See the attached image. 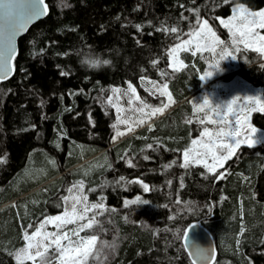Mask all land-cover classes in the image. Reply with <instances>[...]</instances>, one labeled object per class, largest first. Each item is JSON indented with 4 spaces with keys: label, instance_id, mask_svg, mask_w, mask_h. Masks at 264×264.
Here are the masks:
<instances>
[{
    "label": "trees",
    "instance_id": "trees-1",
    "mask_svg": "<svg viewBox=\"0 0 264 264\" xmlns=\"http://www.w3.org/2000/svg\"><path fill=\"white\" fill-rule=\"evenodd\" d=\"M46 2L48 14L18 40L13 75L0 81V205L14 201L0 210V264H34L16 255L26 245L24 234L43 213L62 211V197L73 185L78 192L81 182L88 204L103 208L87 212L85 220L96 219L84 233L97 239L79 264H195L183 244L195 222L217 242L210 264H264V143L233 154L214 172L178 162L183 147L202 130L186 121L185 101L200 86L191 61L201 69L204 62L183 56L187 68L169 84L176 103L146 120L155 119L151 130L143 127L115 141L116 116L108 100L114 86L124 91L131 82L144 103L157 102L140 78L164 82L169 48L204 18L230 46L236 73L264 97V56L240 43L233 46L217 20L235 3L257 10L264 0ZM98 56L114 68L81 67V58ZM251 123L264 130V112L254 111ZM27 170L44 173L11 191ZM42 189L37 205L21 206ZM137 197L148 203L125 207V200Z\"/></svg>",
    "mask_w": 264,
    "mask_h": 264
},
{
    "label": "rangeland",
    "instance_id": "rangeland-1",
    "mask_svg": "<svg viewBox=\"0 0 264 264\" xmlns=\"http://www.w3.org/2000/svg\"><path fill=\"white\" fill-rule=\"evenodd\" d=\"M241 5L243 6V9H246L247 12L250 13L264 11V6L260 9L252 10L249 9L245 4L238 2L232 5L231 12L229 15L224 17L219 16L217 20L220 26H222V28L225 29L231 43H233V39H234L233 32H237V29L234 26L238 24V20L232 18L239 17L240 9H238V6ZM256 19L258 20L259 18L257 17ZM221 20L225 21V23H228L229 27H225V25L221 23ZM205 21H207V27L211 28V30L215 32L216 36L219 37V39L224 42L222 33L221 32L219 33L211 25L209 20L204 18L198 23L195 29H193L190 33H188L185 37H183L179 42L171 46L168 50L169 51L168 67L170 68V70L168 69L165 72L166 75L165 81L158 82L146 77L140 78V83L143 86V88L146 90V92L150 95L151 98L153 99L155 98L157 100V102L151 101L152 103H146L151 107L144 108L143 112L137 111V109L143 108V105L140 103V101L142 100L136 99L137 96L140 98V94L137 90V87L131 82L127 83V88L124 91L120 87L114 86L113 89H119L120 91L113 92L112 89V93L111 95H109V97H112L110 104L112 105L116 116L115 125H117V127L114 128L115 141H118L122 139V137H125L127 135L136 134L135 132L140 128L143 127H146L148 129L153 128L154 123L152 122V120L151 121H146V120L150 116L155 114L157 115V117L163 115L166 111L171 109L174 103H176L175 96L173 95L169 87L170 80L176 78V76L180 74V72H183L185 70L184 68H187L184 60L185 58H183V56L188 57L187 54H192L193 52H195L196 55L192 54L193 57L196 56V58H198L200 62H204L205 67L201 69L200 66L198 65V62L193 60L191 61V66L196 71V76L198 77L200 86L195 92H193L190 96L186 98L185 102H187L188 105H190V111L188 112L189 114L188 117L185 119L187 122L191 121L192 123L193 121L199 123V125L202 127V130L198 136L192 139L198 141L196 145H193L191 141L189 145L183 147L181 153L179 154L178 162L179 163L185 162V157H184L185 150H190V157H189L190 159L193 157L199 158V154L206 151V149L203 147V144L208 143V135L205 134V136L203 137L201 136V133L204 132L206 128L209 130V132L213 134L221 127H224L225 131L227 132L229 131V129L225 127V125L231 123L233 128L236 129L237 132L239 133V138L242 141H245L239 144L238 147H235L234 151L231 153L229 151L214 148L213 151L218 157H220V159L214 163L211 154L207 155L204 158L206 159L207 164L212 166L213 168V170L210 172H214L218 168H221L232 157L233 154L240 153L244 151V149L247 147H253L256 146L257 144L264 143V130L258 128L257 126L251 123V114L254 111L264 112V97L262 96L259 88L249 85L247 82L242 80L240 76L236 73L238 71L236 58L233 59L232 57H227L224 60H220L219 53L221 51L222 46L215 44L214 38L211 37L210 34L207 39H202L196 35L198 31H201V25ZM230 27L233 29V31L229 30ZM256 31L259 33L260 36H264V29L256 28ZM185 41H190V42L185 44L184 43ZM240 44L244 45L243 43ZM177 45H181V47L177 48ZM248 45L249 48L258 50L264 56V42H261L258 38H256L254 40H250L248 42ZM224 46H227V50L231 52L230 46H228L225 42H224ZM212 49H214L215 51H213ZM232 54L234 55V53ZM217 61H219L218 70L215 68V62ZM206 72H212L213 74L210 77H205ZM165 84L167 85L166 92L170 94V99L168 95L160 96L159 92L156 91L157 88L164 90L163 85ZM129 85H131L132 89H135L134 93L131 91V89H129ZM125 92H127L128 94L124 95ZM153 92H155L156 94L152 95L151 93ZM248 96H253L255 97V99L254 100L244 99L245 97ZM237 97H239V99H235ZM129 99L132 100L131 105L128 103ZM205 99L209 101L208 105L204 104ZM234 99H235V103L232 104L231 109H229L228 107H222L218 110L221 118L218 120L216 106L227 105L229 102L233 101ZM164 104H168V107L164 108L163 107ZM156 108H163V111L156 112L155 114H153V109ZM118 109L120 111H118ZM118 116L121 120L127 121V123H118L117 122ZM213 120H217L218 122L211 123V121ZM141 121H143V123H141ZM201 121H203V123H201ZM252 128L258 130L255 136L256 138H258L259 143L249 146V144L246 141L251 138ZM117 132L122 133V135H117ZM231 142H232L231 138L216 141L217 144L220 143L229 144ZM225 156L227 157V159H224ZM199 164H202L204 166V163H199ZM42 171H36V172L32 170L25 171L22 174V176L19 177L18 180L20 181L10 186L11 191H17L23 186L38 180V178H40V176L44 173ZM41 191H45V190L44 189L39 190L37 191L38 195L28 196L26 199L22 200L20 202L21 206L27 204L30 201L31 203H36L35 198L39 197ZM77 191L79 193L72 191L68 195L69 200L65 202L64 209L62 211L53 214L43 213L40 217H38L35 220L36 228L31 232H27V235L31 238L32 243H36L37 241L41 240L45 233L58 231L57 223L59 222H55V223H44V222L46 218L49 216L63 217L65 213V208H67L68 212L71 213L72 211L71 205L72 203L75 202L74 199L75 197H80L81 200V204L77 205V213L83 212V207L81 205L87 206L89 209H91V206L88 204V202L83 200V197H86L83 191L81 189ZM11 204H14L13 200L5 202L3 205H0V210H3L4 208H6ZM37 204L38 203H36L35 205ZM85 215L87 216V213ZM90 220H92V218L84 221H77L75 224L61 225L59 232L61 234L64 232H69L70 234L71 230L77 229L80 224L88 223ZM42 223H43V227H41ZM38 228L40 229L39 234L37 236H32V233L35 232ZM80 236L86 237V236H95V235H85L84 231H82L80 232ZM24 238H25V234H24ZM75 239L76 238L73 237V240ZM25 241H26V245H28L30 242L29 240L26 239ZM44 243L47 244L48 241L45 240ZM61 243L63 245H67V241H61ZM215 243L217 249L216 240ZM26 245H24L23 248H25ZM54 247L55 246H53V248ZM73 247L75 248L76 245H73ZM93 247L94 246L91 247V250ZM41 251H43V249H41ZM81 251H83V249H81ZM29 252H31L34 255L35 249H29ZM77 254L78 253L76 251H70L65 253V255L61 257V259L59 260L56 259V257H54V264H62V262L63 264H71V258L77 256ZM56 256H59V253H57ZM21 258L23 257L21 256ZM82 260H80L79 263Z\"/></svg>",
    "mask_w": 264,
    "mask_h": 264
},
{
    "label": "snow or ice",
    "instance_id": "snow-or-ice-1",
    "mask_svg": "<svg viewBox=\"0 0 264 264\" xmlns=\"http://www.w3.org/2000/svg\"><path fill=\"white\" fill-rule=\"evenodd\" d=\"M43 0H31V2L27 5L18 4L15 2V0H0V80H3L7 78V76L11 73V61L15 55V38L16 36L24 30L27 23H29L32 19H35L39 17L42 14V8L40 5H42ZM238 9H240V15L239 17H234L232 19H237L238 24H236L234 27H236L237 32H233V46H235L238 42L243 43L245 47L247 48L248 42L250 40H254L258 38L261 42H264V36H260L259 33L256 31V28L264 29V11L260 12H254L250 13L247 12L246 9H243V6H238ZM251 17V18H250ZM259 18L258 20L256 18ZM221 23L225 25V27H229L228 23H225V21L221 20ZM140 26L137 25V28ZM230 31H233V29L230 27ZM171 32L176 33L177 29L172 28ZM214 38V43L217 45L222 46L221 51L219 53L220 60H224L227 57H232L235 59L236 57L227 50V46H224V42L219 39V37L216 36L215 32L211 30V28L207 27V21H205L201 25V31H198L196 35L202 39H207L208 36ZM190 41H185L184 43L187 44ZM181 47V45H177V48ZM187 50V49H185ZM215 51L214 49H212ZM237 52L240 51V48L235 49ZM193 55H196L195 52L192 53ZM171 55V53H170ZM203 58V57H201ZM95 63V61H92ZM155 65V61L153 62ZM182 63V62H181ZM215 68L219 69V61L215 62ZM63 74V73H62ZM213 73L212 72H206L205 77H210ZM163 75V73H162ZM129 89L134 93L135 89L131 88V85H129ZM163 89L157 88L156 91L159 92L160 96L168 95L170 99V94L166 92L167 85H163ZM119 89H113V92H119ZM128 93L125 92L124 95H127ZM152 95H155L156 93H151ZM137 100L140 98L137 96ZM239 99V97L235 98ZM235 99L231 102H229L227 105H217V117L218 120L220 118L219 109L222 107H228L231 109V106L233 103H235ZM246 100H254L255 97L248 96L245 97ZM112 97H109V103H111ZM128 103L131 105L132 100L129 99ZM140 103L143 105V108L137 109V111L143 112L144 108L151 107L150 105L144 103V101H140ZM163 103V102H162ZM209 101L207 99L204 100V104L208 105ZM164 108L168 107V104L163 105ZM195 107V106H194ZM118 111H120L118 109ZM163 108H156L153 109V114L156 112H162ZM118 123H127V121L121 120L119 116L117 117ZM217 120L211 121V123H217ZM143 123V121H141ZM191 123V121H189ZM203 123V121H201ZM114 128L117 127V125H113ZM229 129V131H225L224 127L219 128L214 134L209 132V130L206 128L204 132L201 133V136H205V134L208 135V143L203 144V147L206 149L205 152H202L199 154V158L190 157V150H185L184 157L185 162L181 165L183 168H188L190 164L196 163H204V166L209 169V171H212V166L208 165L206 162V159H204L207 155L211 154L212 159L214 163L220 159L213 149H222L225 151H229L230 153L234 151L235 147H238L239 144H241L242 141L239 138V133L236 129L233 128L231 123L225 125ZM131 130V129H129ZM151 130V128H149ZM257 129L252 128L251 129V138L248 139L246 142L249 144V146H252L253 144L259 143L258 138H256L255 134L257 133ZM117 135H122V133L117 132ZM231 138L232 142L229 144H217V140H223ZM115 139V137H113ZM198 143L197 140H192V144L196 145ZM148 148H152L153 146L149 144L147 146ZM145 159H148L147 156H145ZM224 159H227L225 156ZM4 162L3 158L0 157V163ZM175 163V162H173ZM129 166H132V162L128 161ZM168 167V166H166ZM121 180L124 179V177L120 178ZM171 183V182H169ZM76 185H73V188H75ZM82 182L80 183V188L82 190ZM73 188H69L68 192L71 193L73 191ZM143 189L145 192L149 191L148 185L143 184ZM62 199L67 202L69 200L68 196L62 197ZM75 202L71 205V213L68 212V209L65 208L64 216H49L46 218L44 223H57V232H51V233H45L43 238L36 243L31 242V238L25 233V239L29 240V244L26 245L24 249L19 250L16 255L17 257H23L24 259L32 260L35 264L36 258H39V264H54V261L52 259L53 256L56 257V259H61L65 255V253L70 251H76L78 254L77 256L71 258V264H79V261L82 259H85L89 254L91 247L94 246V242L96 241V236H86L81 237L80 232L84 231L85 229H91L93 227V224L95 223V216H93L92 220H90L88 223L80 224L77 229L71 230V233L64 232L60 233L59 229L61 225H67V224H75L77 221H83L86 219V213L90 211L91 209H102V204H93L91 205V209H89L87 206L81 205L83 207L82 213H77V205L81 204L80 197H75ZM84 201H87V197H83ZM147 204L148 201L141 200L140 197H137L135 200H125L124 205L127 207L130 204ZM167 207V205H165ZM172 219L173 217H169ZM31 227V225H29ZM41 227H43V223L41 224ZM243 231V229H242ZM40 232V229L38 228L35 232L32 233V236H37ZM73 237L76 239L73 240ZM188 234H185V239L187 240ZM47 240L48 243L45 244L44 241ZM61 241H67V245H63ZM73 245H76L74 248ZM53 246H55L53 248ZM191 248V254L196 257L198 260L204 262V264H207V261L211 259L210 253L207 249L200 248L199 246L195 244L188 245ZM29 249H35V254L33 255L31 252H29ZM43 249V251H41ZM83 249V251H81ZM51 250V252L49 251ZM59 253V256H56V254ZM63 264V262H62Z\"/></svg>",
    "mask_w": 264,
    "mask_h": 264
},
{
    "label": "water",
    "instance_id": "water-1",
    "mask_svg": "<svg viewBox=\"0 0 264 264\" xmlns=\"http://www.w3.org/2000/svg\"><path fill=\"white\" fill-rule=\"evenodd\" d=\"M15 2L18 4H22V5H27L31 2V0H15ZM40 7L42 8V14L39 17L32 19L29 23H27L24 30L21 31L15 38L14 44H15L16 51H15V55H14L12 61L10 62L12 71L7 76V78L11 77L14 73V59L18 53V40H19V38L22 37L33 24H35L38 20L44 18L49 12V6H48L46 0H43V3H42V5H40ZM7 78L0 80V81H4ZM186 233L188 234L187 240L185 239ZM185 234H184V238H183V244H184L185 250L187 251V253L189 255V258L195 264H204V262L198 260L196 257H194L191 254V248L188 245L195 244V245L199 246L200 248L208 250V252L210 253L211 259H209L207 261V264H210L214 260L215 255H216V243H215L213 236L210 234V232L204 226H202L200 223L195 222V223H192L188 226V228L185 231Z\"/></svg>",
    "mask_w": 264,
    "mask_h": 264
},
{
    "label": "clouds",
    "instance_id": "clouds-1",
    "mask_svg": "<svg viewBox=\"0 0 264 264\" xmlns=\"http://www.w3.org/2000/svg\"><path fill=\"white\" fill-rule=\"evenodd\" d=\"M92 61H95V63ZM79 63L83 69L90 71H99L105 67L114 68V65L110 59H105L99 56L94 59L81 58Z\"/></svg>",
    "mask_w": 264,
    "mask_h": 264
}]
</instances>
